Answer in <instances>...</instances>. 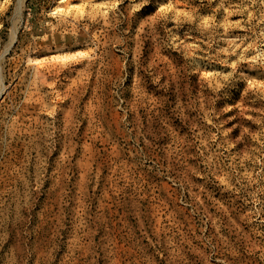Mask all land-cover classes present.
<instances>
[{
	"label": "rangeland",
	"instance_id": "rangeland-1",
	"mask_svg": "<svg viewBox=\"0 0 264 264\" xmlns=\"http://www.w3.org/2000/svg\"><path fill=\"white\" fill-rule=\"evenodd\" d=\"M0 264H264V0H0Z\"/></svg>",
	"mask_w": 264,
	"mask_h": 264
}]
</instances>
